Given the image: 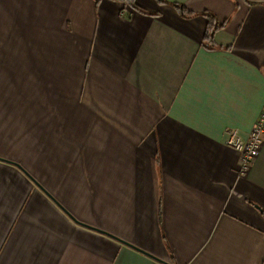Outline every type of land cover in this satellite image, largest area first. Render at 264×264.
Instances as JSON below:
<instances>
[{"label": "crops", "instance_id": "crops-1", "mask_svg": "<svg viewBox=\"0 0 264 264\" xmlns=\"http://www.w3.org/2000/svg\"><path fill=\"white\" fill-rule=\"evenodd\" d=\"M133 1L0 0V264H264V0Z\"/></svg>", "mask_w": 264, "mask_h": 264}, {"label": "built area", "instance_id": "built-area-1", "mask_svg": "<svg viewBox=\"0 0 264 264\" xmlns=\"http://www.w3.org/2000/svg\"><path fill=\"white\" fill-rule=\"evenodd\" d=\"M264 139V106L247 132L246 138H242L237 128L228 131L225 145L238 153L239 174H246L259 153V149Z\"/></svg>", "mask_w": 264, "mask_h": 264}, {"label": "trees", "instance_id": "trees-1", "mask_svg": "<svg viewBox=\"0 0 264 264\" xmlns=\"http://www.w3.org/2000/svg\"><path fill=\"white\" fill-rule=\"evenodd\" d=\"M95 1L97 2L99 0H95ZM123 1L127 2L134 9H140L139 7H137V5L134 3L133 0H123ZM159 1H162V0H159ZM173 5L175 8L178 9V11L183 16H191V15L196 14L186 9L182 4L174 3ZM200 13L206 17V21H207L205 31L203 34V38H202V45H204L206 48H214L216 47V45L213 42V35L216 30H218L220 27L223 26V22L219 23L215 19L214 15L210 12L202 11Z\"/></svg>", "mask_w": 264, "mask_h": 264}, {"label": "water", "instance_id": "water-1", "mask_svg": "<svg viewBox=\"0 0 264 264\" xmlns=\"http://www.w3.org/2000/svg\"><path fill=\"white\" fill-rule=\"evenodd\" d=\"M113 237V236H112ZM114 238H116V237H114ZM117 240H119V241H121V242H124V241H122V240H120V239H118V238H116ZM141 251V250H140ZM142 252V251H141ZM143 253H145V252H143Z\"/></svg>", "mask_w": 264, "mask_h": 264}]
</instances>
